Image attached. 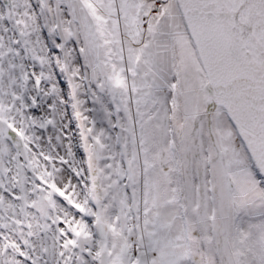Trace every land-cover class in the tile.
Segmentation results:
<instances>
[{
	"label": "snow or ice",
	"instance_id": "obj_1",
	"mask_svg": "<svg viewBox=\"0 0 264 264\" xmlns=\"http://www.w3.org/2000/svg\"><path fill=\"white\" fill-rule=\"evenodd\" d=\"M0 264H264V0H0Z\"/></svg>",
	"mask_w": 264,
	"mask_h": 264
}]
</instances>
